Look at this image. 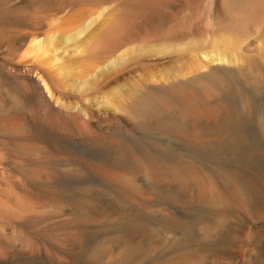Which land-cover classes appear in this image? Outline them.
Segmentation results:
<instances>
[{
	"label": "bare ground",
	"instance_id": "6f19581e",
	"mask_svg": "<svg viewBox=\"0 0 264 264\" xmlns=\"http://www.w3.org/2000/svg\"><path fill=\"white\" fill-rule=\"evenodd\" d=\"M0 264H264V0H0Z\"/></svg>",
	"mask_w": 264,
	"mask_h": 264
},
{
	"label": "rangeland",
	"instance_id": "374dc122",
	"mask_svg": "<svg viewBox=\"0 0 264 264\" xmlns=\"http://www.w3.org/2000/svg\"><path fill=\"white\" fill-rule=\"evenodd\" d=\"M94 15V16H93ZM93 15L90 16V19H88V22L86 25V27H89L91 26L92 24L94 25V23H96L97 21L100 20V12H96L94 13ZM91 22V23H90ZM90 24V25H89ZM83 34V35H82ZM84 37V33L80 32V33H77V34H73V35H70L66 38H64L62 40V42L58 45V46H63V48L66 49V55H69V56H74L77 54V49H76V43H78L82 38ZM39 41V40H37ZM76 41V42H75ZM65 46V47H64ZM67 47V48H66ZM69 49V50H68ZM76 49V50H75ZM59 58V57H58ZM59 60H61L59 58ZM97 71V73H96ZM101 70L99 68H97V70H93L91 71L90 73L88 72L86 75L84 76H75V77H71V78H68V86L66 87L67 89L71 90L74 89L75 91H78L79 93H82V94H91L90 96L92 97L94 95V98L95 99H98V101H94V98H90V102L94 103L95 105H100V106H107L109 103H110V95L109 93H104V92H100L98 94V91H93L92 89H95V82L94 79L97 78V76H99V72ZM95 74V75H94ZM97 74V75H96ZM91 77V78H90ZM78 78V79H77ZM90 81V82H89ZM94 81V83H93ZM88 82V83H87ZM90 84V85H89ZM93 85V86H92ZM91 87V88H90ZM86 89V90H85ZM97 89V87H96ZM89 91V92H88ZM91 92V93H90ZM87 93V94H86ZM98 95H97V94ZM105 94V95H104ZM89 96V97H90ZM98 96V97H97ZM103 96V97H102ZM101 97V98H100ZM92 99V100H91ZM106 99V100H105ZM101 103H100V102ZM108 101V102H107ZM97 102V103H96ZM104 102V103H103ZM106 102V103H105ZM100 103V104H98ZM109 106V105H108Z\"/></svg>",
	"mask_w": 264,
	"mask_h": 264
}]
</instances>
